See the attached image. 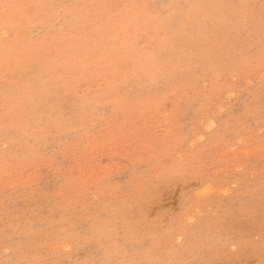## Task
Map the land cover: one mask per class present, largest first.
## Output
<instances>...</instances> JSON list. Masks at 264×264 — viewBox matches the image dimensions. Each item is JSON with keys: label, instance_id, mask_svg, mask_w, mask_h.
I'll return each mask as SVG.
<instances>
[{"label": "rangeland", "instance_id": "1", "mask_svg": "<svg viewBox=\"0 0 264 264\" xmlns=\"http://www.w3.org/2000/svg\"><path fill=\"white\" fill-rule=\"evenodd\" d=\"M0 264H264V0H0Z\"/></svg>", "mask_w": 264, "mask_h": 264}]
</instances>
